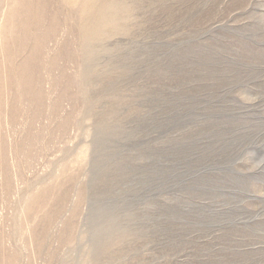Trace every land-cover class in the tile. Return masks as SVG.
Segmentation results:
<instances>
[{
  "label": "rangeland",
  "instance_id": "374dc122",
  "mask_svg": "<svg viewBox=\"0 0 264 264\" xmlns=\"http://www.w3.org/2000/svg\"><path fill=\"white\" fill-rule=\"evenodd\" d=\"M0 264H264V0H0Z\"/></svg>",
  "mask_w": 264,
  "mask_h": 264
},
{
  "label": "bare ground",
  "instance_id": "6f19581e",
  "mask_svg": "<svg viewBox=\"0 0 264 264\" xmlns=\"http://www.w3.org/2000/svg\"><path fill=\"white\" fill-rule=\"evenodd\" d=\"M88 2V0H87ZM86 34H87V37L90 39L92 38V36L95 34L93 31H90V30H86Z\"/></svg>",
  "mask_w": 264,
  "mask_h": 264
}]
</instances>
